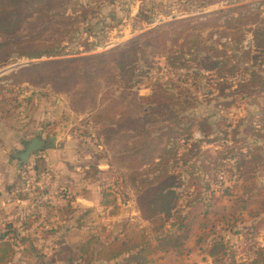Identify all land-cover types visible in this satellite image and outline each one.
<instances>
[{
    "label": "rangeland",
    "instance_id": "rangeland-1",
    "mask_svg": "<svg viewBox=\"0 0 264 264\" xmlns=\"http://www.w3.org/2000/svg\"><path fill=\"white\" fill-rule=\"evenodd\" d=\"M204 1L211 2L204 5ZM241 6L245 7L239 8ZM221 9L224 12L218 18L214 12ZM206 13H213L212 19H216V24L183 29L178 37L170 35L172 37L166 42L167 50L141 53V58L134 65L132 82L126 80L124 83L117 79L109 86L107 93L123 99V104L129 108L138 102L149 105L146 107L147 113L142 111L140 115L146 117L145 123L149 125L152 135L165 130L166 133L161 136L162 145H168L169 139L176 146L177 156L181 158L187 153L192 158L189 162L198 157L197 164L201 166L203 162L207 166L206 169L201 166L197 175L186 176L182 173L189 188L188 195L182 197L184 203L181 206L192 198L191 195L196 194L199 196L193 200L198 214L203 213L205 205L209 204V208L217 212L214 218H220L223 214L231 221L237 219L231 230L220 224L218 231L226 236L236 258L245 257V253L250 255L252 249H247L254 241L264 243V214L257 217L246 212L239 214L237 209L240 204L224 194L226 187L232 188L233 183H239V180L234 181V177V182L229 180L228 172L231 165L232 172L237 173L233 168L235 159L230 156L236 153L235 148L240 147L238 151L243 153L239 157H246V166L242 167V171L247 174L256 171L247 158L249 149L256 142L249 127L260 126L261 114L264 112V37L257 40L255 36L256 31L264 29V0H42L34 3L31 15L11 37L12 43L0 48V87L3 92L0 94L4 95L3 100L0 95V102L8 110V115L4 116L5 129L29 124L33 131L30 128L22 133L29 137L36 135L43 125H51L48 128L50 134L60 130V143L70 149L66 151L65 157L72 168L83 176L87 172L91 173L90 167L93 165L103 171L97 176L87 174L89 176L84 178L85 183L80 184L83 187L92 185L93 193H99L100 201L105 191L114 192L117 199L115 207L98 204L80 207L79 211L74 207L71 211V205H76V192L57 188L54 191L57 201L52 208L25 216L16 227V240L24 241L16 245L18 254L13 264L52 262L48 260V253L57 254L58 240L70 248V254L76 253L74 258H77L80 255L75 246L92 233L99 234L101 239H105L108 234L113 236L133 231H142L149 238L156 234V225L142 219L139 212L137 195L128 180L130 169L126 166L127 161L122 164L116 159L123 148L131 144L127 143L125 147H122L124 144L121 142H117L114 147L106 145L100 126L93 120V115L105 104L104 101L99 97L94 106L82 110L72 105L71 93L58 92L46 82L37 85L14 83L10 75L15 69L48 59L46 56L39 59L22 56L18 54V49H59L66 57L88 55L120 46L165 22L190 16L203 17ZM170 56L181 58L184 66H171L166 61V57ZM224 60L229 66L244 71L226 73L224 80H221L215 68H206L213 61ZM239 81L246 82L248 87H240ZM228 83L230 86H227ZM156 88L159 89V98L167 95L163 89H169L172 107L184 117L181 128L164 129L165 123L153 109V104L140 99L150 95ZM203 120L211 128L208 136L197 129V124ZM189 124L192 126L187 132ZM235 130L238 132L234 133ZM241 136L244 141H237ZM5 150L7 154L17 153L10 147ZM223 161L224 164H221ZM181 169L189 172L191 166L188 164ZM257 171L256 177L264 183V169ZM82 190L86 192L85 197L92 193L91 188ZM233 192L239 194V189L234 188ZM257 205L258 202L253 201L248 203V208L253 211ZM259 219H262L263 225L256 231L253 226ZM102 226H105L104 231ZM52 231L55 233L52 234ZM201 232L198 225H193L187 244L188 253H170L167 258L160 260V264H212L194 245L195 238L201 236ZM246 235L249 238L247 241ZM48 237L51 238L48 240ZM34 238L42 242L33 244ZM32 247L34 251H30ZM81 259L65 264H103L98 261L85 263Z\"/></svg>",
    "mask_w": 264,
    "mask_h": 264
},
{
    "label": "trees",
    "instance_id": "trees-1",
    "mask_svg": "<svg viewBox=\"0 0 264 264\" xmlns=\"http://www.w3.org/2000/svg\"><path fill=\"white\" fill-rule=\"evenodd\" d=\"M40 1L42 0H0V48L12 43L11 37L31 15L34 3ZM209 2L211 1H204L202 4L205 5ZM222 12H224L223 9L215 11L214 14L219 18V14ZM250 13L252 12L250 11ZM212 14L206 13L203 17L190 16L174 19L142 32L120 46L88 55L66 57L59 49L48 50L47 48L46 50L35 49L33 51L18 49L19 55L38 59L46 56L48 59L32 62L15 69L10 75L14 83L25 82L37 85L40 82H46L58 92L71 93L72 105L82 110L94 106L99 97L104 101L105 104L93 115V120L100 126L106 145L114 147L117 142H121L124 144L122 147H125L127 143L131 144L123 148L116 159L122 164L127 161L126 166L130 169L128 180L137 195L136 200L142 219L156 225L154 229L156 234L153 238H149L142 231L113 236L108 234L105 239H101L99 234L92 233L90 237H86L79 245L75 246V250L80 255L77 258H74L76 253L70 254L68 252L70 248L66 247L63 241L58 240L56 260L71 263L82 258L81 260L85 263L98 261L103 264H160V260L167 258L170 253L177 255L188 253L187 244L190 240L191 227L196 224L202 232L201 236L197 235L195 238L194 245L200 248L212 264H264V243L254 241L247 249V251L252 249L250 255L245 253V257L236 258L226 236L218 232L220 224H224L227 229L231 230L237 219L231 221L223 214L220 218H214L213 216L217 215V212L210 209L209 204H204L205 210L198 214L196 202L193 200L199 196L196 194L191 195L192 198L187 199L181 206V203H184L182 197L188 195L187 188H189L185 184L182 173H185L186 176L197 175L201 166H204V169L207 166L203 162L199 166L197 164L198 157L189 162L192 158L187 153H184L181 160L180 155L177 156L175 152L176 146L169 139H167L168 145H162L161 136L166 133L165 130H161L157 135H152L149 125L145 123L146 117L140 115L142 111L144 114L147 113L146 107L149 105L145 106L138 102L134 104V107L129 108L123 104V99H117L107 93L109 86L117 79L123 80L124 83L126 80L131 81L134 76L135 62L141 58V53L143 55L150 50H167L166 42L169 37H172L170 35L178 37L183 29L204 28L216 24V19H212ZM253 15L257 16L256 13ZM243 17L245 16L243 15ZM255 36L257 40L264 37V29L256 31ZM166 61L175 68L184 66L179 57H166ZM220 62V65L217 64ZM220 62L213 61L206 68H215L216 75L221 80H224L226 73H235L237 70L244 71V69H235L236 66H229L226 60ZM238 85L244 89L248 87L244 81H239ZM227 86H230V83ZM1 89L2 87H0V93H3ZM163 90L167 94L163 98H159V89L156 88L150 95L140 99H146L153 104V109L161 115V120L165 123L164 129L181 128L180 123L184 117L172 107L173 102L171 98L169 99L172 94L169 93V89ZM0 95L3 100L4 95ZM7 112L8 110H5L0 102L1 115L6 116ZM260 124L258 127H249L253 131L252 134L256 142L249 149L247 160L256 171L251 174L242 171V167L246 166L244 163L246 157H239L243 153L238 151L240 147L235 148L236 153H232L230 156L235 159L233 168L237 173L232 172L231 165L230 168L228 167V172L229 180L234 177V181L239 180V183H233L232 188H230L231 186L226 187L224 191V194L240 204L237 209L239 214L246 212L255 217L264 214V183L256 177L257 169H264V112L261 114ZM191 126L192 124L188 125L187 132ZM197 129L204 136H208L211 132L210 125L206 120L200 121L197 124ZM237 132L234 131V133ZM238 140L244 141V138L241 136ZM106 164L109 166L108 162ZM188 164L191 166L189 172L181 169L182 166ZM33 167L36 171L44 168L39 157L34 158ZM90 169V174L93 176L103 173L97 165L91 166ZM87 174L89 173L87 172L84 177L90 175ZM234 188L239 189V194L233 192ZM198 194L200 193L198 192ZM116 199L114 192L105 191L102 193L100 205L115 207ZM253 201L258 202V205L253 211H250L248 203ZM199 219L202 220L201 223H199ZM261 225H263V221L259 219L253 229L257 231ZM101 229L104 231L105 226H102ZM17 230L10 223L0 226V264L11 262L16 255V245L23 243L22 239L16 240ZM237 232L232 231V233ZM248 239L246 235L245 241ZM34 250V247L30 249V251Z\"/></svg>",
    "mask_w": 264,
    "mask_h": 264
},
{
    "label": "crops",
    "instance_id": "crops-1",
    "mask_svg": "<svg viewBox=\"0 0 264 264\" xmlns=\"http://www.w3.org/2000/svg\"><path fill=\"white\" fill-rule=\"evenodd\" d=\"M35 119V115L34 118ZM51 125H43L42 128L36 133L34 136H40L44 139H49V137L54 136V144H51L48 141V146L38 152L35 157H39V161L43 164L44 167H48L51 170V191L54 195L53 201L48 202L47 208H52V205L56 203L57 196L55 195V190L65 189L68 192L74 190L76 205H71L72 209L77 208L76 211H79L80 207L87 208L88 206L100 204L99 193H93L92 185H88L83 187L80 182H84L86 177H84L81 172L72 168L68 164V160L65 157L67 155L66 151H70V149H66V147L60 143V130L55 134H50L48 128ZM33 127L29 124L24 126H17L15 128L5 129L4 126V116L0 113V226H3L5 223L12 224L13 227H17L20 225V222L24 220L25 216H30L35 212L41 211L36 208L29 198H22L14 203H7L5 201L6 194L11 190V188L17 182V169L16 167L21 164V162L15 159L11 154H7L5 148L10 147V149H15L16 152L22 149L20 144L22 139L30 138L29 136H23L22 133H25L27 130H30ZM62 135V133H61ZM32 137V136H31ZM72 142V141H71ZM61 144V145H60ZM14 158V159H13ZM85 183V182H84ZM92 190L91 194H87L83 192L82 189H90ZM80 191V192H79ZM73 192V191H72ZM83 194V196H81ZM90 199L92 201H90ZM70 204H74V202H70ZM78 204V206H77ZM55 233L52 231V234ZM51 237H48V240ZM33 244L37 242H42L39 238H34ZM62 241V240H61ZM50 242V241H48ZM58 241H56L57 243ZM54 246V245H53ZM18 254V252L16 253ZM58 255L52 253H48V260L50 259L52 262L48 261V264H65L64 262L56 260ZM16 262V255L14 259L8 264H13Z\"/></svg>",
    "mask_w": 264,
    "mask_h": 264
},
{
    "label": "built area",
    "instance_id": "built-area-1",
    "mask_svg": "<svg viewBox=\"0 0 264 264\" xmlns=\"http://www.w3.org/2000/svg\"><path fill=\"white\" fill-rule=\"evenodd\" d=\"M34 157L26 164H19L17 169V182L6 194L5 201L14 203L22 198H29L33 205L43 210L48 202L53 201L51 191V170L44 167L36 171L33 167Z\"/></svg>",
    "mask_w": 264,
    "mask_h": 264
},
{
    "label": "water",
    "instance_id": "water-1",
    "mask_svg": "<svg viewBox=\"0 0 264 264\" xmlns=\"http://www.w3.org/2000/svg\"><path fill=\"white\" fill-rule=\"evenodd\" d=\"M55 137L51 136L49 139L41 138L40 136H32L30 138L22 139L20 144L22 149L18 151L13 157L19 160L22 164H26L38 152L48 146V141L54 144Z\"/></svg>",
    "mask_w": 264,
    "mask_h": 264
}]
</instances>
